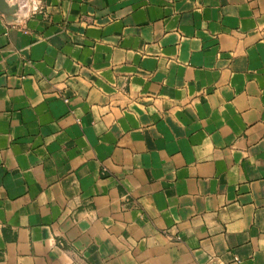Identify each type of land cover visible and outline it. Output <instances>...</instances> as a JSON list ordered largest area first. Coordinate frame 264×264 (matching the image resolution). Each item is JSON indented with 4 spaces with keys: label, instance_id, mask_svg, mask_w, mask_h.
<instances>
[{
    "label": "crops",
    "instance_id": "obj_1",
    "mask_svg": "<svg viewBox=\"0 0 264 264\" xmlns=\"http://www.w3.org/2000/svg\"><path fill=\"white\" fill-rule=\"evenodd\" d=\"M0 264H264V0H8Z\"/></svg>",
    "mask_w": 264,
    "mask_h": 264
},
{
    "label": "water",
    "instance_id": "obj_2",
    "mask_svg": "<svg viewBox=\"0 0 264 264\" xmlns=\"http://www.w3.org/2000/svg\"><path fill=\"white\" fill-rule=\"evenodd\" d=\"M18 9V3H10L8 0H0V13L8 22H15L17 20Z\"/></svg>",
    "mask_w": 264,
    "mask_h": 264
},
{
    "label": "built area",
    "instance_id": "obj_3",
    "mask_svg": "<svg viewBox=\"0 0 264 264\" xmlns=\"http://www.w3.org/2000/svg\"><path fill=\"white\" fill-rule=\"evenodd\" d=\"M0 16H1V13H0Z\"/></svg>",
    "mask_w": 264,
    "mask_h": 264
}]
</instances>
